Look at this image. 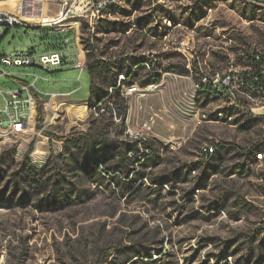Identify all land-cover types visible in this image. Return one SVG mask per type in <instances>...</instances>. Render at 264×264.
<instances>
[{"label":"rangeland","instance_id":"1","mask_svg":"<svg viewBox=\"0 0 264 264\" xmlns=\"http://www.w3.org/2000/svg\"><path fill=\"white\" fill-rule=\"evenodd\" d=\"M59 10L52 3L45 13L53 19ZM63 23L64 31L0 27L2 56L11 60L67 56V64L64 58L48 69L0 63L5 100L23 82L33 86L34 102V133L8 140L0 96L2 264H97L100 250L119 247L109 262L136 245L156 264H264V160L255 161L264 154L261 126L208 85L231 65L244 68L249 49L264 51V9L245 0H119L92 29L85 16ZM74 48L89 63L98 58L122 93L120 75L132 77L138 92L123 97L124 123L110 88L100 110L88 108L90 78L73 68ZM101 80L95 76L93 87ZM52 94L58 97L50 102ZM217 112L230 123L216 122ZM202 114L211 122L198 124ZM151 117L150 134H127H141ZM133 141L152 144L128 153L135 171L127 179L118 157ZM206 146L214 152L204 159ZM56 182L65 198L46 206Z\"/></svg>","mask_w":264,"mask_h":264},{"label":"built area","instance_id":"2","mask_svg":"<svg viewBox=\"0 0 264 264\" xmlns=\"http://www.w3.org/2000/svg\"><path fill=\"white\" fill-rule=\"evenodd\" d=\"M30 1H46L48 4L56 3L59 5L60 10L56 17L53 18V22H43L40 23H23L14 16L9 14H4L0 12V27L12 28L16 25L22 26L24 28H40L49 27L57 31H62L64 29L65 23H63L68 18H82L85 16L88 24V28L92 29L94 23L107 21L110 17L113 8L117 5L119 0H30ZM152 1H163V0H152ZM249 4L264 9V0H245ZM22 10V9H21ZM26 15H32L35 12L33 7L26 6L24 8ZM41 15V14H40ZM76 27L80 23L75 24ZM75 27V28H76ZM73 31L74 29L69 26L67 29ZM66 30V29H65ZM64 31V30H63ZM74 32V31H73ZM4 37L2 32L0 36V63L5 66H15V67H39L42 69H48L49 67H58L63 62L65 55L51 53L49 55H43L40 57H32L21 54L20 58L9 59L7 56H2L1 51V40ZM75 37V36H74ZM76 40V39H75ZM73 38V43H74ZM67 41L64 45L66 46ZM76 44V43H74ZM75 46H78L77 44ZM73 53H75V59L73 62V68L81 71L85 70V58L82 54L80 56L76 48H74ZM66 59V58H65ZM244 68H239L238 66L231 65L228 72L219 77H215L213 81L208 83L212 87L213 92L221 97L228 108L235 110L238 114L247 116L253 121L259 122L261 126V139L260 145L264 146V51H259L257 48L249 49L244 56ZM122 80V76L119 77ZM205 81L200 83L205 86ZM148 90L153 91L156 86L151 85L147 87ZM33 86L21 87L19 91H12L9 94V100H5L4 93L0 92L5 100V109L1 111L7 117L8 126L6 127V132L3 137L8 140L10 137L22 139L23 134H29L30 136L34 133V123H30L31 108L34 106L31 96L28 94L26 100L21 101L22 91H27V93L32 91ZM34 91V90H33ZM138 92L136 86L124 87L123 94L128 97L134 93ZM37 95V94H36ZM55 95L50 96V100ZM27 103L28 112H21V105ZM10 109L13 110L10 112ZM216 118L215 121L225 125L230 123L229 118L217 112L214 114ZM153 117H151L146 122L141 125V134L128 132L127 134L134 138H141L144 134L147 136L152 131ZM206 114H202L198 117V124L210 123ZM3 123L0 121V128ZM257 151V146L253 149V152ZM214 152V147H204L201 151V157L204 159L209 158ZM264 160V154L256 153L255 161L262 162ZM0 264H2V256H0Z\"/></svg>","mask_w":264,"mask_h":264},{"label":"trees","instance_id":"3","mask_svg":"<svg viewBox=\"0 0 264 264\" xmlns=\"http://www.w3.org/2000/svg\"><path fill=\"white\" fill-rule=\"evenodd\" d=\"M85 70H87L89 74V78H90L89 98L87 100L88 108L90 110L91 109L100 110L101 106L105 104V99L110 95L108 94V88H110V90H113L115 92L114 95L110 97V100L112 101L113 106L117 105L118 101H121V106L118 108V114H119L120 121L124 123V119H125L126 112H127L126 102H125V99H123L125 95L121 92V88L115 89L116 81L113 82L112 78H108V76L105 75L103 71V63L98 58L95 59V61L90 62V63L86 59ZM95 76H97L100 79L102 78L105 79V81L101 80L102 83L100 87H93L92 85V82ZM120 76H122L123 79L117 82H119V85H121L122 88L131 87V86L136 85V84L134 85V81L131 80L132 77L128 78V75L126 76L120 75ZM107 80L109 81L107 84L108 87L107 89H105L103 86ZM199 87L201 89L205 88V86L201 85L200 83H199ZM37 112H38V116L36 120L37 121L36 126L37 128H39L41 124V114H40L39 109H37ZM94 114L97 117L98 116L100 117L102 115V114L99 115V113H94ZM83 137L88 138L87 135H83ZM51 138L52 139L55 138V140L59 142L66 141L60 138H56V137H51ZM151 144L152 142L138 143V141H133L132 144L126 147V150L124 151V153H121L119 155L118 158L120 159V164H121L122 169L126 172L127 179H128L129 174L135 171V169L132 167L130 159L127 157L128 153L132 152L134 155L140 154V152H142L143 150L147 151L150 148ZM30 152L31 150L29 149L27 152V155L30 154ZM155 158L157 157L156 156H154L153 158L148 157L146 160L150 159V161L153 162ZM138 162L139 161H137L136 163ZM49 181L50 180L45 181L44 185L47 186L49 184ZM37 187H39V185H37ZM52 190L53 191L51 192V195L46 197V202H45L46 206H54L61 200L60 198H65L64 196L60 197L59 195L60 189L58 188V182L52 185ZM45 191H46L45 188L41 190V192H45ZM117 249H119V247L109 248L107 250H100L99 252L100 255H98L97 264H137L136 263L137 261L139 262V264H156L155 261H153L152 258L147 254V251L143 249V247L140 245L130 246L129 248L125 250H119V252L121 253H118L116 257L112 258V260L108 262V259L112 256L113 252ZM224 254L225 252L222 251L220 261L222 260ZM132 260L134 261L131 262Z\"/></svg>","mask_w":264,"mask_h":264},{"label":"bare ground","instance_id":"4","mask_svg":"<svg viewBox=\"0 0 264 264\" xmlns=\"http://www.w3.org/2000/svg\"><path fill=\"white\" fill-rule=\"evenodd\" d=\"M16 3V6H11V4ZM2 5H9L11 6V11L7 12L4 10ZM33 7L35 11H38L40 13V16H36L37 12L33 13L32 15H25L23 14V9L26 7ZM48 6V3L46 1H30V0H5L0 2V12L4 14H9L11 16H14L15 18L25 21L27 23H40L41 20L43 22H53L54 20L49 18L48 15L45 13V9ZM22 9V10H21ZM82 56V54H81ZM52 100H54V97H52ZM78 111L81 112L82 114L85 112V107L80 106L78 107ZM34 113V107L32 106L31 108V113ZM31 118V116H30ZM30 123L32 124V121L30 119Z\"/></svg>","mask_w":264,"mask_h":264},{"label":"crops","instance_id":"5","mask_svg":"<svg viewBox=\"0 0 264 264\" xmlns=\"http://www.w3.org/2000/svg\"><path fill=\"white\" fill-rule=\"evenodd\" d=\"M65 31H68V32H70V33H72L73 34V31H71L70 30V28L69 29H66ZM65 63L67 64V56H65ZM21 87H25V88H27V87H30V85H28L27 83H23V82H20V88ZM29 93H27V91H22V93H21V101H24V100H26V97H27V95H28ZM30 95V94H29ZM52 95H55V96H53L54 97V99L55 98H57L58 96L56 95V94H52ZM68 97V94L66 95V96H63V98H67ZM87 101V100H86ZM51 102V101H50ZM21 112H24V113H27L28 112V107H27V103H23L22 105H21ZM33 112L31 113V121H33ZM3 125H5L4 124V122H3Z\"/></svg>","mask_w":264,"mask_h":264},{"label":"water","instance_id":"6","mask_svg":"<svg viewBox=\"0 0 264 264\" xmlns=\"http://www.w3.org/2000/svg\"><path fill=\"white\" fill-rule=\"evenodd\" d=\"M23 14L26 15L25 10L23 9ZM36 16H40V13L37 12Z\"/></svg>","mask_w":264,"mask_h":264}]
</instances>
